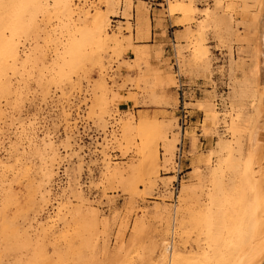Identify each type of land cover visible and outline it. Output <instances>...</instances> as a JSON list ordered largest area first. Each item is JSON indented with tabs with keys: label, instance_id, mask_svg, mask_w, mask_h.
I'll return each instance as SVG.
<instances>
[{
	"label": "rangeland",
	"instance_id": "obj_1",
	"mask_svg": "<svg viewBox=\"0 0 264 264\" xmlns=\"http://www.w3.org/2000/svg\"><path fill=\"white\" fill-rule=\"evenodd\" d=\"M144 2L0 0V123L20 122L30 95L59 92L83 105L87 132L103 134L102 158L69 139L27 152L11 142L0 161V264H235L261 231L253 230L249 144L264 125V0H168L158 14L175 19V46L162 63L152 62L161 47L141 46L151 29ZM174 55L187 83L208 85L186 104L184 136ZM223 91L227 106L217 108ZM113 116L118 130L108 133ZM181 136L173 220L169 172ZM258 159L264 166V145ZM57 160L66 161L75 202L66 198L44 219ZM85 169L87 195L77 188Z\"/></svg>",
	"mask_w": 264,
	"mask_h": 264
},
{
	"label": "built area",
	"instance_id": "obj_2",
	"mask_svg": "<svg viewBox=\"0 0 264 264\" xmlns=\"http://www.w3.org/2000/svg\"><path fill=\"white\" fill-rule=\"evenodd\" d=\"M168 0H155L151 1L149 8H161L164 5H167ZM76 5L82 6L83 2L81 1ZM88 6V4L86 5ZM167 16V15H166ZM135 14L132 12L131 22H134ZM117 19V18H116ZM121 19V18H120ZM114 20V19H113ZM111 20V28L116 30L115 22ZM172 35V34H171ZM173 36V35H172ZM173 46H175L174 37L170 38ZM26 46V45H25ZM23 50V48H20ZM170 65L173 70V75L176 80V92L178 94V117L177 125L180 129V132L185 134V130L191 124L192 117L189 114V108L186 107V104L189 100L195 98L196 96H201V84L194 83L191 85L187 83L183 75L180 73V66L177 57L174 55L170 60ZM52 93H54L52 91ZM59 92L51 94L42 100L39 96L32 100V96L28 97V101L24 104L23 114L21 116V121L14 122L11 127V121L4 120L0 123V161H5L8 159L11 154V142L18 141L20 143V151H29L35 146L41 145L42 142H51V143H60L69 139L71 143L78 145H83L85 147L89 146L90 151L95 152L98 158H102L99 154L101 148L96 146L95 143H102V133H89L86 129V122L83 120L84 110L83 105L79 104V101L65 102L62 99L58 98ZM215 106L217 108H223L227 106L225 92L223 91L220 94H217V97L214 99ZM69 115L65 117L64 115ZM108 127L106 132L112 133L118 130V125H116L117 117H110L108 120ZM20 125L24 127L23 131L19 128ZM77 128V129H75ZM89 134H91L89 136ZM109 135V134H108ZM183 136H181L179 143L176 145V152L173 160V171L169 172L175 174L176 179L172 182L170 190L172 193V199L169 201L170 205L173 206L172 218H175V210L178 204V197L180 192V182L183 178L182 174V162L184 159V147H183ZM110 138V136H108ZM95 146V147H94ZM84 155L89 156V150L85 149ZM54 176L50 180L46 190L49 192L45 197L47 200L46 205L43 207V212L41 214L42 218H49L56 213L58 203L64 201L66 198L74 203V199L69 196V188H71L70 175L67 171L66 161H58L53 165ZM89 182L90 174L85 169L79 182L78 190H81L84 194L89 193ZM94 200L96 195L94 191L91 193ZM90 196V195H88ZM87 196L88 199H90ZM173 233V229H172ZM173 240L172 236L170 240Z\"/></svg>",
	"mask_w": 264,
	"mask_h": 264
},
{
	"label": "bare ground",
	"instance_id": "obj_3",
	"mask_svg": "<svg viewBox=\"0 0 264 264\" xmlns=\"http://www.w3.org/2000/svg\"><path fill=\"white\" fill-rule=\"evenodd\" d=\"M15 54V51L13 52V55ZM16 56V55H14ZM261 59H263V53L261 51L258 52L257 55V61L259 60L257 67H256V73L260 70V64ZM262 74V73H261ZM264 111V109H262ZM263 123V122H262ZM264 125L261 127H256L252 133L251 139H250V148H249V159L251 160L249 164L251 167L257 168V173L251 176V184L250 186L252 188L251 193V203H252V211L254 213L255 220L254 222V231L257 230L258 226H260L261 231L258 232L256 235H252L251 241L248 246L247 251H241L239 254V257L235 264H263L264 262V220L259 224H256L255 222H260L261 217L264 215V166L260 165L258 163V156L259 152L261 151L262 146L264 145ZM263 144V145H262ZM252 167V169H253ZM251 169V168H250ZM253 171V170H251ZM252 174V173H251ZM251 192V191H250ZM174 220V218H173ZM172 225H175V222L172 223ZM255 234V233H254ZM171 236L173 240L171 239L168 242V248L174 249V236L173 233H171ZM171 238V237H170ZM118 256V255H117ZM237 256V255H236ZM119 261V260H118ZM116 260H113L112 264H114ZM117 264V263H116Z\"/></svg>",
	"mask_w": 264,
	"mask_h": 264
},
{
	"label": "crops",
	"instance_id": "obj_4",
	"mask_svg": "<svg viewBox=\"0 0 264 264\" xmlns=\"http://www.w3.org/2000/svg\"><path fill=\"white\" fill-rule=\"evenodd\" d=\"M152 2H154L155 0H146V2H144L145 4H150ZM161 11V9L159 8H153L151 7V11L149 13V19H150V34H149V28L147 27L148 23L147 21L145 23V34H149V42H147L146 45H141L142 47H161V50L163 52L162 57L159 61L153 60V63H162L164 62L166 59L169 58V50L168 47L170 45V38L169 34H172L175 38V32H176V28L174 25V20L173 18H169L168 16L164 15L163 17H159V12ZM158 21H161L160 26L156 27L158 25ZM170 32V33H169ZM175 40V39H174ZM201 84V93L204 92V88L203 87H208V85L206 83H200ZM210 87V86H209ZM125 94V93H123ZM188 104V103H187ZM122 105H125L128 107L127 103L124 102Z\"/></svg>",
	"mask_w": 264,
	"mask_h": 264
}]
</instances>
